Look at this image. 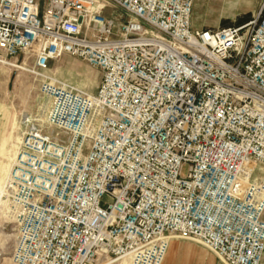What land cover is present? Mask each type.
Wrapping results in <instances>:
<instances>
[{"label":"built area","instance_id":"obj_1","mask_svg":"<svg viewBox=\"0 0 264 264\" xmlns=\"http://www.w3.org/2000/svg\"><path fill=\"white\" fill-rule=\"evenodd\" d=\"M194 3L0 0V63L28 53L45 108L20 117L4 187L12 264H162L177 238L264 264V0L215 29ZM65 54L101 71L96 93L49 73Z\"/></svg>","mask_w":264,"mask_h":264},{"label":"rangeland","instance_id":"obj_2","mask_svg":"<svg viewBox=\"0 0 264 264\" xmlns=\"http://www.w3.org/2000/svg\"><path fill=\"white\" fill-rule=\"evenodd\" d=\"M263 0H195L192 22L195 28H220L237 26L253 20ZM19 57L18 65H24L28 59L27 68L33 66L34 60ZM24 62V63H23ZM49 73L57 80L70 84L79 91L89 94L96 93L102 80V73L81 58L65 54L49 64ZM1 72V113L0 120V184L3 185L8 172V152L10 143L20 136L19 120L25 114L42 113L44 111L43 97L40 92V80L34 74L20 67L0 63ZM5 139L1 149V144ZM5 151V152H4ZM2 190V189H1ZM6 200V201H5ZM0 198V264H12L15 248H19L21 240L18 232L19 218L12 213L9 200ZM187 240V239H185ZM194 242V241H193ZM128 260V256L119 257L111 264H120ZM100 264H109L105 261ZM133 264H145L144 258L134 260Z\"/></svg>","mask_w":264,"mask_h":264},{"label":"crops","instance_id":"obj_3","mask_svg":"<svg viewBox=\"0 0 264 264\" xmlns=\"http://www.w3.org/2000/svg\"><path fill=\"white\" fill-rule=\"evenodd\" d=\"M0 95H1V72H0ZM1 96H0V120L1 113ZM1 144V149L5 143ZM162 264H223L219 258L205 246L185 239H172L167 250V254Z\"/></svg>","mask_w":264,"mask_h":264},{"label":"bare ground","instance_id":"obj_4","mask_svg":"<svg viewBox=\"0 0 264 264\" xmlns=\"http://www.w3.org/2000/svg\"><path fill=\"white\" fill-rule=\"evenodd\" d=\"M28 58H31V56H29ZM27 63H28V59L26 60V62H25V64L24 65H21L22 66V69H31V68H27L26 66H27ZM14 64V63H13ZM14 66H17L16 64H14ZM21 66H20V68H21ZM19 140H20V136H16L13 140H12V142L9 144L10 145V149H6L5 148V146L6 145H4V150L6 151H4L5 153H7L8 154V157H9V159H10V162H8V172H7V174H6V177H5V179H4V182H3V185H2V187H1V184H0V198H2L3 200H5V195H4V187H5V183H6V180L8 179V177H9V172H10V168H11V162H12V159H13V157H14V154L16 153V150H17V145H18V142H19ZM6 143H7V141H6ZM5 143V144H6ZM2 189V190H1ZM6 201V200H5ZM167 254V253H166ZM127 256V255H126ZM166 256V255H165ZM121 257H125V256H121ZM129 257V256H128ZM165 258V257H164ZM129 259H130V257H129ZM164 260V259H163ZM105 261H107V262H109V264H111L112 263V259H101L99 262H98V264H100V263H102V262H105ZM120 264H128V260H124L123 262H121Z\"/></svg>","mask_w":264,"mask_h":264}]
</instances>
